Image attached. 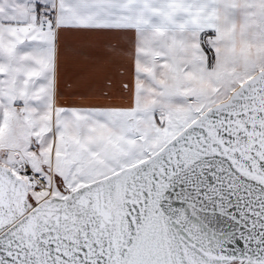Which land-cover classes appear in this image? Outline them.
Returning <instances> with one entry per match:
<instances>
[{
    "label": "snow or ice",
    "instance_id": "obj_1",
    "mask_svg": "<svg viewBox=\"0 0 264 264\" xmlns=\"http://www.w3.org/2000/svg\"><path fill=\"white\" fill-rule=\"evenodd\" d=\"M0 264H264V0H0Z\"/></svg>",
    "mask_w": 264,
    "mask_h": 264
}]
</instances>
